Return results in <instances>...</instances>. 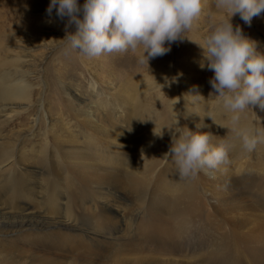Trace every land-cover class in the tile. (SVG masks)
I'll return each instance as SVG.
<instances>
[{
	"label": "bare ground",
	"instance_id": "6f19581e",
	"mask_svg": "<svg viewBox=\"0 0 264 264\" xmlns=\"http://www.w3.org/2000/svg\"><path fill=\"white\" fill-rule=\"evenodd\" d=\"M17 4L18 6H11L8 9L12 13V21L21 19L19 26L13 23H6L7 21L0 15V30L3 32V36H0V230L7 228L5 230L20 231L23 235L36 231V239H32V242L38 240L37 245H45L47 243V246L61 250L77 249L78 252L81 250L80 255L82 257L86 256L84 260L87 263L85 264H92L96 261L89 258L94 251L97 252L93 254L94 257H96L95 255L105 257L103 264H119L122 261L123 255L131 249V246L127 247L125 245L126 247H123L121 244L115 246V242L118 243L121 240H125L121 238L122 233L119 234L120 238L118 235V238L112 237L109 235L117 234L118 232L114 231V229L104 227L113 220L114 222H119L120 218H126L123 214L125 210L120 209L122 211L120 212L117 204L120 201L119 198H129V195L122 193L124 191L123 189L127 188L130 193H135L146 185V193L142 196L138 194V197L141 201L150 199V207L154 210L152 211L153 216L150 215L149 221L142 225V229L147 227L145 230L149 233L148 231L157 225L154 218L162 219L166 211L172 210L177 217L173 221V225L177 230L174 236L177 238L176 236L181 233L179 227L181 225L187 226L195 218L188 219L183 216L188 214L198 215L200 212V207L196 204L198 200L193 197L194 193L196 195L198 191L196 188V180L195 178H185L186 183L183 188V179L179 178L178 171L170 172L167 176L166 184L169 181L175 185L180 184V189H168L166 197L170 199V203L166 206L165 210L160 205L162 203L160 195L156 191L151 193L152 189H158V184H155L153 187L154 177L157 182L159 174L158 168L152 167L154 158L149 154L145 157L140 156V152H143V150L138 147L144 137H141V134L137 133L133 136L124 134L126 130L136 132L139 126L133 123L130 128H125L123 124H126L127 121L130 122L138 113H144L147 116H150L152 113L153 95L149 92L152 86L147 84V82L144 84V81L139 80V78L152 76L151 80L155 83L159 80L172 85V92L170 90L167 91L168 97L176 98L178 97V91L186 90L182 94L190 102L192 97L188 96L187 93L195 92L197 89L194 90V86H191L183 78H188L194 73H198L200 74L197 77L198 82L200 84L207 83L208 86L210 84L209 80L214 75V72L208 71V75H204L202 73L203 71H196L193 68L195 64L189 56L188 51H183L182 41L179 50L175 49L172 44L171 50L167 54L151 59L149 64L145 62L147 65H152V68L149 69L150 71H142L137 77H135L136 75L129 76L126 73L123 82H116L111 85L109 72L103 69L100 72H95V66L99 63L95 57H88L80 53L83 64L90 68V73L93 76L90 89H84L82 84L76 83L73 78L71 80L59 79V83L65 92L64 97L66 102L74 111L76 123L79 126L78 132L85 137V147H76L75 144L82 142L79 137L73 133H69L64 126H55L51 129V132L47 130L45 133L42 141L43 145L40 150H36V146L29 150L23 149L21 158L18 160L16 155L17 144L19 143L18 141L23 140L24 137L22 139L21 137L24 133L19 131L18 137L11 143L10 136L6 135L5 130L15 119L13 117L21 112L31 111L35 104L43 106L41 99L37 103H33L35 101L33 99L35 84L29 80L31 73L27 74L26 70L23 72L26 66L23 63V59L25 58L27 60L30 55H33L31 52L37 50L38 47H42L44 49L43 53L46 54L52 45L49 43L51 39H45L44 35L46 34L49 38L51 34L65 36L66 22L61 19H56V22H53L51 26H48V23L43 25V22L39 18L31 19L29 16L30 12L27 13L28 9L25 8L26 6H37L38 4L35 3V0H21ZM238 16L239 14H236L235 19ZM252 22L260 29V33L263 36L260 42L264 47L263 12L260 15L254 16ZM36 23L37 26H35ZM9 26H18L22 27V29L16 27L7 29ZM248 27L250 28L249 25ZM249 28L248 31L250 30ZM67 31L70 30L68 29ZM252 35L256 34L252 33ZM17 40H22L27 44L19 41L16 42ZM31 40L35 42L45 40L47 44L36 45ZM52 41L55 42L54 39ZM116 54L123 56L125 52H116ZM135 54L138 56L137 53ZM173 57H175L174 62H172ZM152 72L159 76L153 78ZM157 86L158 84H155V87ZM42 87L43 89L45 88V86ZM146 87L150 90L145 91ZM79 90H83V92L80 93ZM90 93L94 94L87 95ZM199 93H201V90ZM201 95L203 97L198 98L197 102L202 105H207L205 100L210 99L205 94ZM163 107H166L169 112L167 100L164 101ZM219 109L225 111L221 107ZM262 110L264 109L259 108V106L247 108L241 113L239 124L236 127H249L247 120L251 118L253 121L250 124L249 130L255 133L254 128H257L255 120H257V115ZM36 115L34 113L33 125L29 129L30 132L33 130L35 120H37L35 118ZM177 116H180V114H177ZM218 127L221 129H217L218 131L216 132H214L211 126H207L208 130H202L201 132L209 133L213 140L223 139L231 142L229 132H235L230 130L233 125L228 130H225L222 125ZM17 128L18 126L10 130H14L13 132L15 133L17 132ZM49 135L53 139L52 143H54V147L50 143ZM125 135L128 136L125 137ZM15 141L18 143H15ZM50 147H53L52 153L53 151L57 153L56 158L58 164L61 166L59 171L55 167L49 169L41 166L38 169L29 167L28 164L33 159L38 160V162L42 160L48 161L50 156L46 150ZM234 147L238 156L235 163L232 164H239L245 161L246 159L241 160V157L247 154V150L242 147V141L239 136L235 141ZM39 151L40 153L35 158L33 152ZM126 151L132 153L130 159L125 155ZM229 165L230 163L221 164L220 171L227 172ZM120 169L125 171L124 174L118 172ZM51 174L54 175L51 176ZM3 175L4 177H2ZM55 175L56 177L62 175L61 181L51 180ZM252 184L254 186L258 185L256 181H253ZM191 185L195 188V192H193L194 190ZM231 186V184H226L222 188L228 190ZM254 194L261 195L264 192L261 193L256 189L254 190ZM39 198H41L40 201L38 200ZM240 198L243 199L244 197ZM255 200L257 201V199ZM188 201L191 202L187 204ZM132 203H134V200H131ZM61 205L63 206L62 210H60ZM126 211L131 212L134 218L141 213L140 209L135 210L133 208L130 210V207H127ZM60 213L64 215L61 216ZM230 217L233 220L230 226V232L235 234V241L252 244L251 247L243 248V257L240 264H242V261L245 264H264V200L261 202L260 208L247 207L231 213ZM154 223H156L155 226ZM130 227L132 226H127V229L129 230ZM163 227L162 229L160 228L162 231ZM198 227L195 225L192 228L197 229ZM138 228L141 229V227ZM87 229L88 231H85ZM166 229L165 233L169 232V230H171L170 233H175L172 227H167ZM5 230L3 232H6ZM158 230L156 229V233ZM149 236L145 237L144 241L152 244L156 239L154 240L151 235ZM189 238L197 240L199 236H193L189 233ZM130 239L132 240L133 238ZM163 239L167 240L164 237ZM182 240L183 233H181L177 241L182 242ZM198 241L201 244L202 238ZM15 242L13 239H9L7 242L0 241V254L6 253L4 261L9 259L11 252L18 249V244ZM150 246L152 247V245ZM152 248L154 249V247ZM194 249L192 253L195 252ZM171 250L168 252L172 256L168 255L166 260H163L158 255H152V249L150 248L152 254H149L152 256L150 258L152 264H183V257H180V254L179 256L178 254L176 255V250ZM136 253L140 254L141 252ZM77 255L80 256L79 254ZM209 255L212 256V253L210 252ZM142 259L144 258L142 257ZM142 259L140 258L141 261ZM150 259L148 258L147 261ZM140 260L138 258V261ZM191 261H196V259ZM40 262L43 264H62L61 260L57 258L52 259L51 255L42 256ZM3 264L9 263L6 262Z\"/></svg>",
	"mask_w": 264,
	"mask_h": 264
},
{
	"label": "rangeland",
	"instance_id": "374dc122",
	"mask_svg": "<svg viewBox=\"0 0 264 264\" xmlns=\"http://www.w3.org/2000/svg\"><path fill=\"white\" fill-rule=\"evenodd\" d=\"M19 1L21 0H0V15L3 16V18L7 21L6 23L17 24L18 26L20 25L21 19L19 18L16 21H12V13L8 9L11 6H18L17 3H19ZM83 2L84 0H80L81 4H83ZM35 3L38 4L35 7L34 5L31 7H25L28 9L27 13L30 12L29 16L31 17V19L39 18L43 22V25L48 23V26H51L53 22H56V19H60L55 15V10H53V15L51 17L48 16L46 9L50 3V0H35ZM223 18H225L224 10L217 7L216 0H202L201 14L194 21L192 28L184 34L185 36H187V38L183 40V51H188L189 56L191 57V59H193V62L195 64L193 68L196 71H203L202 73L204 75H208L211 70L207 69L206 67H200V62L203 59V50L198 43H203L204 38L215 29V27L221 22ZM66 19L67 18L64 19L65 22ZM50 20L51 22H49ZM232 23L234 27L236 25H240L242 27L244 35L250 37L255 41L257 40L256 42L258 49L264 50V47L260 42L263 36L261 35L260 29L257 27L256 24L251 22L253 24L249 25V28L248 25L245 26L246 23L242 21L240 16H238L236 19L235 16H233ZM18 26H9L7 27V29L10 27L22 29V27ZM35 26H37V23L35 24ZM248 28L250 29L249 31ZM74 29V26L69 28L70 31H73ZM252 33L256 35H252ZM54 35L55 34H51L50 38L46 36V34L44 35L45 39H54L55 41L51 42L50 40L49 43L52 45V47H49L46 54L43 53L44 49L42 47H38L37 50L31 52V54L33 55H30L29 58L26 57L27 60L25 58L23 59V63L26 64L23 69V72H25L26 70L27 74L31 73L30 76L32 79L30 78L29 80L35 84L33 89V99H35V101L33 103L35 104L39 99H41L43 106L35 104L32 107L31 111L21 112L17 116L13 117L15 119L5 130L6 135L10 136L11 143H13V141L18 137L20 133L19 131H22L24 133V135L21 137V139L24 137L23 140L18 141L19 143L15 141V143H18L16 153L18 160L21 158L20 156L23 149L29 150L33 149L36 146L35 149L40 150L43 145L42 141L43 137L45 136V133L47 132V130L48 132H51V129L55 126H64L69 133H73L74 135L78 136L79 139L82 141L80 144H75V146L85 147V137L78 132L79 126L76 123L74 111L65 100V92L61 88L59 79L71 80V78H73L76 83H81L84 89L89 90L92 86L91 82L93 81V76L90 73V68L87 65L83 64L80 57V52L76 49L69 50L65 48V41L62 40L65 36L55 35L54 37ZM0 36H3V32L1 30ZM18 41L22 42L23 44H27L22 40H17L16 42ZM31 41H33V43L36 45L47 44L45 40L39 42H35L34 40ZM181 43V41L174 42L173 47L179 50ZM115 53L116 52H105L98 56H94L96 61L99 62L95 66V72H100L102 71V69L109 72V81L111 85L116 82H123L126 77V73H128L129 76L136 75L135 77H137L142 71H147L152 68L151 64L147 65L145 63H139L138 56L131 50L126 51L123 56L121 55L122 57L117 54L115 55ZM174 58L175 57L172 58V62H174ZM152 75L154 76L153 78H157L159 76L154 72H152ZM192 76L183 79L185 81H188L191 86H197L196 88H194V90H201L200 94H205L209 98L210 94L214 92L211 85L209 84L207 86V83L200 84L197 80V77L200 76V74L198 73H194ZM151 78L152 76L139 78V80L144 81V84L147 82V84H150L152 86V91L147 87L145 88V91L150 90L149 92H151L153 95V109L151 115L147 116L144 113H138L130 122L127 121L126 124H123V126L125 128H130L133 123L139 126L140 130L137 129L136 132L126 130V133L124 134L133 136L137 133L141 134V137H144L138 147L142 148L143 150V152H140V156L145 157L149 154L154 158L152 162V167L158 168L159 174L157 177V182L154 177L153 187L155 186V184H158V189H152L151 193H154L156 191V193L160 195V197L162 198V203H160V205H162L165 209L166 206L170 203V199L166 197L168 189H180V184L175 185L171 181L166 184L168 174L173 171H178L174 159L171 157V154H169V148L172 143V135L171 130H169V128L174 126L173 122L179 120L181 126H186L194 132L208 130L207 126L213 127L214 132H216L218 131L217 129H221L220 127H218L219 125H222L225 130H228L231 128L232 122L230 119L231 114L219 109V106L216 105L214 101L205 100L207 105H202L199 102L193 104L183 97V94L186 92V90L178 91V97L176 98L168 97L167 91L170 90L172 92V85L159 80L157 81V83H155L153 80H151ZM155 84H158V86L155 87ZM42 86H45V88L43 89ZM164 90H166V92H164ZM79 91L80 93L83 92V90ZM93 94L94 93H90L87 95ZM212 95L214 96L215 93H213ZM165 100H167V107L171 115L167 111V108L163 107V103ZM34 113L37 114L35 116L37 120H35L33 130L30 132L29 129L33 125ZM177 114H180V116H177ZM210 114L215 118L216 123L212 120L211 117L208 116ZM201 121H203V124L205 126L198 129L196 125L201 123ZM252 121L253 120L251 118L247 120L249 127L242 129L249 130ZM255 123L257 124V128H254V132L257 133V131H259L261 139L251 151L247 150V154L241 157V160L245 158V161L239 164H232L235 163L236 158L238 156L234 147L238 135L236 132H229V138L231 139L230 143L232 144V148L229 151V157L227 162L230 163L229 170L227 172H221L220 165L217 169L210 170L207 173L200 172L198 176L195 177L197 185L196 188L198 191L196 195L194 193L193 197L198 200L197 202H195L200 207V212L198 215L188 214L183 216L188 219H191L193 217L195 218L187 226L181 225L179 227L181 233H183L182 242L177 241L180 238L181 233L176 236L177 238H175L174 236L176 235L177 230L173 225V221L177 217L172 210L166 211V214L165 216L163 215L162 219L154 218L155 222H157V225L155 226L156 223H154L155 228L153 227V229L148 231L149 233H147L145 230L147 229V227L145 229L143 228L144 230L142 229V225H144L145 222L149 221L150 215L153 216L152 211L154 210L150 207V199H147L146 201H141V199L138 197V194L142 196L146 193V185H144L142 189L136 191L135 193H130L127 188L123 189L124 191H122V193L129 195V198H119L120 201L117 203L119 207H117L120 212H122L120 209L125 210L123 214L126 218H120L119 222H114L113 220L109 222L106 227H104L114 229V231L118 232L117 234L109 236L118 238V235L120 238L119 234L122 233L121 238L125 240H121V243L115 242V246H119V244H121V246L123 247L125 245L127 247L131 246V249L129 248L130 250L126 251L127 253L123 255L122 261L119 264H152V261L150 259L152 258V256L150 255L152 253V255H158L159 257H161V259L166 260V257L170 255V252L168 251H172L171 249H173L174 251L176 250V255L178 254L179 256L180 254V257H183V264H240V261L243 257V248L251 247L252 244L247 242L245 243L235 241V234L230 232V226L233 222V220H231L230 214L239 210H243L247 207L260 208L261 202L264 200V194H254V190L256 189L259 190V192L261 193L264 192V110H262L257 115V120H255ZM217 124L219 125L217 126ZM16 126H18V128L16 129L17 132L14 133V130L10 129H14ZM154 131L160 135L155 134ZM128 135H125V137H127ZM49 137L50 143H52L53 139L51 138V135H49ZM220 140L221 139L213 140L211 138L210 143L215 145ZM52 146L54 147V143H52ZM53 147H50L46 150V152L50 156L48 161L42 160L38 162V160L33 159L28 164L29 167H32V169H38V167L40 166L45 167L47 169L55 167L59 171L61 166L58 164V160L56 158L57 153L55 151H53L52 153ZM39 153L40 151L33 152V156H35L36 158V155ZM125 155L128 159H130L132 153L126 151ZM132 159L134 160V158ZM118 172L124 174L125 171L120 169ZM52 175L54 174H51V176ZM61 176L56 177L55 175L54 178L51 180L61 181ZM2 177H4V175ZM253 181H256L258 185L254 186L252 184ZM183 183L184 188L186 183L185 178L183 179ZM225 183L231 184V188L228 190L223 189L222 186L226 185ZM192 189L194 190L193 192H195V188L193 186ZM240 197L244 198L241 199ZM255 199H257V201ZM38 200L40 201L41 198H39ZM131 200H134V203L131 204ZM190 202L191 201H188L187 204ZM127 207H130V210H132L133 208L135 210L140 209L141 213L136 218H134L131 215V212L126 211ZM62 209L63 206L61 205L60 210ZM62 215L64 214H61V216ZM165 218L167 219L166 221ZM133 224H135L136 227H134L135 225L133 226ZM195 225L199 227L197 229H193L192 227ZM127 226L132 227H130L128 230ZM137 226L141 227L142 230ZM161 226L165 227H163V231L161 230ZM167 227H172V230H174L175 233H170L171 230L165 233ZM5 229L7 228H2V230H0V241L7 242V240L9 239H13L16 241L15 243L18 244V249L11 252L9 259L6 261H4L6 253L0 254V264L6 262H8L9 264H43L40 262V258H42V256L44 255H51L52 259L57 258L58 260H61L62 264L87 263L84 260L86 256L82 257V255H80V249V251L78 252L77 249L61 250L58 248H51L47 246V243H45V245H37L38 240H34L32 242V239H36V231L23 235L20 231H8ZM156 229L160 230H158L156 233ZM4 230L6 232H3ZM85 231H88V229ZM139 231H142V233L140 234ZM151 231L155 232H152L154 235L151 233ZM189 233L193 236H199V238L197 240L194 238L190 239ZM149 235H151L154 240L156 239L157 242L155 240L151 244L149 242L144 241L145 237H150ZM99 237L103 238L102 236ZM163 237L167 240H164ZM130 238L133 239L131 240ZM170 238L172 240H170L171 242L169 241ZM201 238L202 243L199 244L200 242L198 240ZM150 245H152L154 249ZM150 248L152 249V253L150 252ZM193 249L195 250V252L192 253ZM136 252L141 253L138 254ZM210 252L212 253V256L209 255ZM94 253L96 254L97 252L94 251L93 254ZM77 254H79L80 256H78ZM93 254H91V256ZM147 255L151 257L148 256L146 258ZM193 255L194 257H192ZM91 256H89L91 260H96L92 264H103L105 257H98V255H95L97 257L96 258L94 257V255L92 257ZM142 257L146 260L142 259ZM138 258L139 260L141 258L142 261H138ZM148 258L150 259L148 260L149 262L147 261ZM195 259L196 261H191ZM241 263L245 264L244 261H242Z\"/></svg>",
	"mask_w": 264,
	"mask_h": 264
},
{
	"label": "clouds",
	"instance_id": "9594fccd",
	"mask_svg": "<svg viewBox=\"0 0 264 264\" xmlns=\"http://www.w3.org/2000/svg\"><path fill=\"white\" fill-rule=\"evenodd\" d=\"M216 3L224 10L225 18L203 43L197 42L203 50L200 67L214 72L209 83L215 96L212 93L209 99L231 114L230 130L240 137L242 147L251 151L261 139L259 131L253 133L236 126L247 108L264 109V50L244 35L240 25L234 27L232 17L239 14L251 25L253 17L264 12V0ZM53 10L61 20L67 18L62 39L66 49H76L88 57L131 50L138 54L139 63L149 64L151 59L167 54L174 42L187 38L184 34L201 14L202 0H84L83 4L80 0H50L46 9L49 17ZM72 26L75 31H67ZM187 95L193 104L203 97L198 91ZM208 116L215 122L211 114ZM173 125L169 128V154L179 178L194 179L201 171L207 173L228 162L230 142L222 139L213 145L209 133L194 132L181 126L179 120ZM204 126L203 121L196 125L198 129Z\"/></svg>",
	"mask_w": 264,
	"mask_h": 264
}]
</instances>
